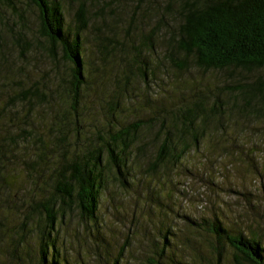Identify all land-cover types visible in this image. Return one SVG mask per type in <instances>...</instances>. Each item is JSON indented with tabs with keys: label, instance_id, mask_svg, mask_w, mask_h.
<instances>
[{
	"label": "trees",
	"instance_id": "trees-1",
	"mask_svg": "<svg viewBox=\"0 0 264 264\" xmlns=\"http://www.w3.org/2000/svg\"><path fill=\"white\" fill-rule=\"evenodd\" d=\"M27 1L28 8L23 10L24 0H0V9L10 8L19 17L22 27L16 37L27 45L25 31L30 25L25 16L29 7L38 9V33L50 43L45 49L55 65L51 97H59L62 110L51 114L47 136L35 121L34 109L21 113L15 133L7 124L0 125V209L10 201L17 177L9 173V163L20 167L31 185L19 187L23 218L16 231L11 234L0 219V264H6V259L10 264L21 261L27 255L34 257L33 264H68L56 234L74 209L82 217L96 219L106 174L122 180L133 163L147 174L169 171L190 145H199L214 125L223 124L224 104L213 99L214 91H210L200 94L192 106L154 105L153 116L119 126L134 81L150 87L161 66H167L166 73L193 65L247 75L248 83L224 92L227 97H241L245 112L264 116V0H147L145 8V0L136 4L127 0L106 4L102 1L107 0ZM94 14L97 22L91 24ZM0 18L8 19L2 12ZM8 42L0 28L4 56ZM10 92V107L28 101L49 103L50 91L39 85ZM144 133L153 135L152 154L139 142ZM28 146L34 149L28 152L29 158ZM217 221L214 231L234 248L236 264H264V239L235 234ZM1 238H6L5 249ZM29 240L38 242V254L30 249ZM125 247L114 264H120Z\"/></svg>",
	"mask_w": 264,
	"mask_h": 264
},
{
	"label": "rangeland",
	"instance_id": "rangeland-1",
	"mask_svg": "<svg viewBox=\"0 0 264 264\" xmlns=\"http://www.w3.org/2000/svg\"><path fill=\"white\" fill-rule=\"evenodd\" d=\"M127 2L136 4L138 0ZM28 5L24 0L20 8L27 9ZM146 6L147 0L143 2V8ZM4 8L0 12L8 21L0 18V28L9 42L6 55L0 53V125L7 124L10 132L15 133L20 127L21 113L34 109L35 121L42 124L41 132L47 136L54 118L51 114L62 110L59 97H51L54 81L50 78L55 65L45 49L50 43L39 36L38 9L29 7L25 16L30 25L25 31V39L30 41L27 45L16 37L21 31V20L10 8ZM90 22H97L95 14ZM166 69L167 66H161L155 71L150 87L141 80L129 87L133 94L125 101L119 126L153 116L154 105L177 109L186 104L192 106L200 94L210 91H214L213 99L224 104L223 124L214 125L199 145H190L188 153L179 162L173 161L169 171L147 174L133 163L122 180L106 174L96 219L82 217L74 209L67 214V225L56 234L58 248L68 264H114L124 245L120 264H236L234 248L228 241H221L214 231L219 225L217 220L235 234L243 232L244 236L264 239V116L245 112L241 97H227L224 92L248 83V76L193 65L180 71L169 69L168 73ZM90 76L94 82L92 72ZM36 85L50 91L49 103L28 101L9 106L11 90L22 87L27 91ZM87 136L93 139L90 134ZM152 139V134L144 133L139 140L147 145L148 154L154 152ZM26 151L29 158L28 152L34 149L28 146ZM8 171L17 177L10 201L0 209V219L6 221L13 234L23 218L19 187L31 185L20 167L9 163ZM5 239L1 238L2 249ZM29 241L30 249L38 254V242ZM1 256L6 259L5 254ZM10 261L6 259V264ZM33 263L34 257L30 255L12 262Z\"/></svg>",
	"mask_w": 264,
	"mask_h": 264
},
{
	"label": "bare ground",
	"instance_id": "bare-ground-1",
	"mask_svg": "<svg viewBox=\"0 0 264 264\" xmlns=\"http://www.w3.org/2000/svg\"><path fill=\"white\" fill-rule=\"evenodd\" d=\"M225 226V225H224Z\"/></svg>",
	"mask_w": 264,
	"mask_h": 264
}]
</instances>
